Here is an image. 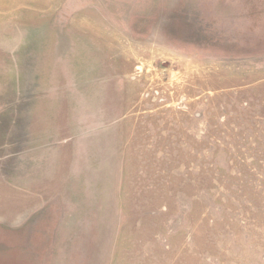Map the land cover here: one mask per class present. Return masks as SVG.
<instances>
[{
	"label": "rangeland",
	"instance_id": "rangeland-1",
	"mask_svg": "<svg viewBox=\"0 0 264 264\" xmlns=\"http://www.w3.org/2000/svg\"><path fill=\"white\" fill-rule=\"evenodd\" d=\"M0 264H264V0H0Z\"/></svg>",
	"mask_w": 264,
	"mask_h": 264
}]
</instances>
